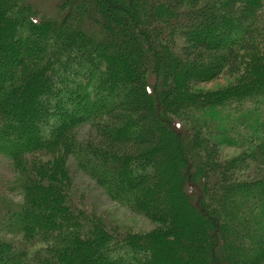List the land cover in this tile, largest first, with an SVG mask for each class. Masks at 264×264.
Segmentation results:
<instances>
[{"label":"trees","instance_id":"trees-1","mask_svg":"<svg viewBox=\"0 0 264 264\" xmlns=\"http://www.w3.org/2000/svg\"><path fill=\"white\" fill-rule=\"evenodd\" d=\"M1 156L0 264H264V0H0Z\"/></svg>","mask_w":264,"mask_h":264},{"label":"rangeland","instance_id":"rangeland-1","mask_svg":"<svg viewBox=\"0 0 264 264\" xmlns=\"http://www.w3.org/2000/svg\"><path fill=\"white\" fill-rule=\"evenodd\" d=\"M45 1V0H44ZM230 78L228 76H222L212 82L203 83L200 86L203 89H214L223 88L229 85ZM240 153V149L232 146H225L223 148V154L225 157H232ZM13 174L10 166V161L5 157H0V190L7 191L9 196L19 201L21 195L19 191L10 190L13 186L12 184ZM76 180L78 186L84 188L87 193L89 204L95 208L99 213H101L104 218L109 222V224L115 228L122 231H131L138 233H145L153 231L158 227V223L152 221L150 218L138 214L137 212L131 210L129 207L115 202L103 192L101 188L96 186V184L89 177L81 172L76 174Z\"/></svg>","mask_w":264,"mask_h":264}]
</instances>
